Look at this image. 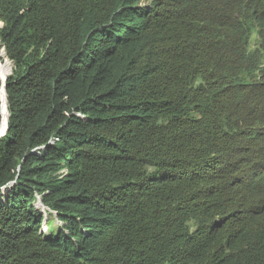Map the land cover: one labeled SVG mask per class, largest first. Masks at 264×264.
I'll return each instance as SVG.
<instances>
[{
    "label": "trees",
    "instance_id": "trees-1",
    "mask_svg": "<svg viewBox=\"0 0 264 264\" xmlns=\"http://www.w3.org/2000/svg\"><path fill=\"white\" fill-rule=\"evenodd\" d=\"M0 21V264H264V0H0Z\"/></svg>",
    "mask_w": 264,
    "mask_h": 264
},
{
    "label": "bare ground",
    "instance_id": "bare-ground-1",
    "mask_svg": "<svg viewBox=\"0 0 264 264\" xmlns=\"http://www.w3.org/2000/svg\"><path fill=\"white\" fill-rule=\"evenodd\" d=\"M1 43V42H0ZM4 52L2 51V47L0 44V77L3 81L2 83V90H1V99H2V103H3V119H2V124L0 126V133H4L6 130V127L8 125V108H7V104H6V98H5V92H4V86L7 83L8 77L11 73V68L7 65V63H4L2 61V59H4Z\"/></svg>",
    "mask_w": 264,
    "mask_h": 264
},
{
    "label": "rangeland",
    "instance_id": "rangeland-1",
    "mask_svg": "<svg viewBox=\"0 0 264 264\" xmlns=\"http://www.w3.org/2000/svg\"><path fill=\"white\" fill-rule=\"evenodd\" d=\"M0 27H1V24H0ZM1 44V43H0ZM2 47V46H1ZM5 56V55H4ZM4 58V60H3V62L4 63H7V65L12 69V64H11V62L8 60V59H6V57H3ZM10 75H11V73H10ZM9 75V76H10ZM38 197V200H39V202H38V204H39V206L41 207L42 206V203H41V197L40 196H37ZM43 211V210H42ZM52 219H51V221H50V224H49V227L50 228H53L54 227V223H55V217L54 216H52L51 217ZM43 226H47V224L45 223H43ZM42 230L43 231H45L46 229H44V228H42Z\"/></svg>",
    "mask_w": 264,
    "mask_h": 264
},
{
    "label": "clouds",
    "instance_id": "clouds-1",
    "mask_svg": "<svg viewBox=\"0 0 264 264\" xmlns=\"http://www.w3.org/2000/svg\"><path fill=\"white\" fill-rule=\"evenodd\" d=\"M0 24H1V27H0V30H1V29L3 28V26H4V24H3L1 21H0ZM0 42H1V40H0ZM2 51L4 52V55H5V57H6L5 49L2 48ZM6 59H7V58H6ZM3 60H4V59H2V61H3ZM11 64H12V63H11ZM12 74H13V65H12ZM12 74H11V75H12ZM11 75H10V76H11ZM10 76H9V77H10ZM5 88H6V85H5ZM5 93H6V90H5ZM1 101H2V99H1ZM6 101H7V94H6ZM2 105H3V104H2ZM2 117H3V114H2ZM8 120H9V116H8ZM7 126H8V125H7ZM5 135H6V134H5ZM5 135H4V136H5ZM4 136H3V137H4ZM1 138H2V137H1ZM42 207H43V206H41V208H42ZM42 210H43V212H44V214H45V211H44L45 209H44V207H43ZM54 216H55V214H54ZM55 221L58 222V219H57L56 217H55ZM45 223H47V219L44 221V224H45ZM59 225H60V224H59Z\"/></svg>",
    "mask_w": 264,
    "mask_h": 264
},
{
    "label": "water",
    "instance_id": "water-1",
    "mask_svg": "<svg viewBox=\"0 0 264 264\" xmlns=\"http://www.w3.org/2000/svg\"><path fill=\"white\" fill-rule=\"evenodd\" d=\"M11 74H12V69H11ZM5 90H6V88L4 86V92H5ZM5 98H6V93H5ZM7 131H8V126L6 127V130L4 133H2V134L0 133V138L3 137L7 133Z\"/></svg>",
    "mask_w": 264,
    "mask_h": 264
}]
</instances>
